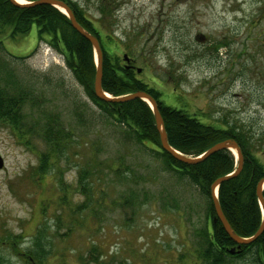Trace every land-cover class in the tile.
I'll list each match as a JSON object with an SVG mask.
<instances>
[{
    "label": "rangeland",
    "instance_id": "374dc122",
    "mask_svg": "<svg viewBox=\"0 0 264 264\" xmlns=\"http://www.w3.org/2000/svg\"><path fill=\"white\" fill-rule=\"evenodd\" d=\"M76 1L95 19L99 0ZM104 1L111 2L108 31L120 62L124 51L136 59L139 77L166 105L204 111L200 119L237 121L264 145V0ZM0 41V78L13 74V92L24 96L23 120L56 115L74 137L69 154L53 158L56 173L72 185L69 201L57 202L63 190L35 171L44 143L26 124L29 148L0 118V264H27L22 254L34 247L37 229L48 249L44 264H201L211 222L199 186L156 151L128 140L63 56L37 38L34 24ZM85 162L93 171L91 198L75 188ZM119 167H126L121 175ZM250 261L242 255L228 264Z\"/></svg>",
    "mask_w": 264,
    "mask_h": 264
},
{
    "label": "trees",
    "instance_id": "16d2710c",
    "mask_svg": "<svg viewBox=\"0 0 264 264\" xmlns=\"http://www.w3.org/2000/svg\"><path fill=\"white\" fill-rule=\"evenodd\" d=\"M63 1L70 7L77 21L90 33L95 34L99 40L102 52V89L112 96L137 90L148 92L157 103L163 118L167 140L172 147L186 155L197 156L217 141L232 138L237 142L243 155L242 169L236 176L221 182L217 190V198L233 230L240 236L252 235L262 217L256 196V184L260 178L264 177V163L260 159L264 154V145L254 139L255 134L252 129L246 128L237 121L232 122L227 117L214 120H209L207 117L200 119L199 117L205 115L204 111L188 112L184 108L166 105L161 99V92L139 77L137 68L134 71L122 66L118 55L119 43L108 31L111 2L108 5L104 0H99L98 13L95 16L92 14L95 18L93 19L78 1ZM33 24L36 26L37 38L44 40L63 56L65 65L82 85L86 94L124 128L128 140L134 139L150 150L156 151L164 157L168 167L190 178L206 195L208 198L206 210L211 226L210 230L203 233L205 244L198 251L201 264H228L234 257L242 255L249 256L250 263L264 261V231L254 241L240 246L242 254L229 253L228 249L235 247L236 244L229 238L220 220L214 216L210 185L217 177L231 173L235 169L234 154L229 149H221L195 164L175 159L162 149L152 110L144 100L133 98L115 102L95 96L93 80L96 63L93 47L71 26L65 13L49 4L19 5L11 0H0V35L15 38L26 34ZM124 53L127 52L122 53V60ZM3 77L0 78L5 83H0V118L10 124L12 129H17L18 136L29 148L34 146L29 140L31 133H25L23 127L28 124L31 132L37 134L38 140L44 143V147L37 152L38 164L35 171L42 174V177L49 174L54 184L58 185V189L63 190L56 201L63 202L66 198L65 203H67L69 201L67 187L72 185L64 181L60 170L59 174L56 173L53 158L60 159L61 155L69 154L67 149L74 141L72 132L64 127L61 120L58 121L54 117L56 115L46 112L41 117L34 115L31 120H23L20 103L24 96L18 95V90L16 93L13 92L14 86L10 84H14V81L10 71L5 72ZM74 152L72 155L78 153L75 150ZM89 164L85 162L78 168L75 188L91 198L89 180L93 171L89 169ZM125 168L122 170L119 167L115 172L121 175L125 172ZM131 177L133 175L129 172V178ZM57 218L59 222L61 216ZM39 226L40 224L37 228ZM37 232L33 239L34 247L22 254L27 264H44L45 262L42 256L48 250L45 246L46 241L42 239L41 230L37 229ZM92 258L96 260L95 257Z\"/></svg>",
    "mask_w": 264,
    "mask_h": 264
},
{
    "label": "water",
    "instance_id": "95a60500",
    "mask_svg": "<svg viewBox=\"0 0 264 264\" xmlns=\"http://www.w3.org/2000/svg\"><path fill=\"white\" fill-rule=\"evenodd\" d=\"M15 4L19 5H37V4H49L57 7L59 10H61L63 13L66 14L68 17L71 26L84 38H86L92 45L95 53V62H96V68H95V74H94V80H93V92L96 97L102 99V100H108V101H115V102H121L126 101L133 98H141L145 102L148 103L150 106L153 116H154V122L156 129L159 134V140L162 149H164L166 152H168L172 157L175 159H178L184 163L188 164H195L202 159L206 158L210 154L219 151L221 149H229V150H235L237 163L234 171L232 173H228L225 175H221L217 177L210 185V195L213 203V207L215 210L216 217L220 220L225 232L229 236V238L236 244L235 247L239 248L242 244H249L250 242L254 241L263 231H264V197H263V190H264V177H262L256 184V196L258 199V202L260 204V207L262 209V218L260 221V224L256 231L250 235V236H240L237 234L231 225L229 224L228 220L224 216L218 198H217V190L221 182L224 180H227L231 177L236 176L242 169L243 166V155L241 153L240 147L238 146L237 142L232 138L223 139L220 141L215 142L210 147H208L204 153L197 156H190L186 155L179 150L172 147L168 140H167V134L164 128V122L163 118L161 116V113L158 109L157 103L155 99L146 91L144 90H137L133 92H129L127 94L119 95V96H111L109 93L105 92L102 89V52L99 45V40L96 37L95 34L90 33L88 30H86L75 18L72 10L67 5L66 2L63 0H33V1H26L24 3L18 1V0H11ZM123 59H128V56L126 53L123 54ZM140 71V68H137V72ZM4 166V160L2 155L0 154V169H2ZM235 247H232L228 249L229 253L235 252Z\"/></svg>",
    "mask_w": 264,
    "mask_h": 264
},
{
    "label": "flooded vegetation",
    "instance_id": "af4514ba",
    "mask_svg": "<svg viewBox=\"0 0 264 264\" xmlns=\"http://www.w3.org/2000/svg\"><path fill=\"white\" fill-rule=\"evenodd\" d=\"M128 56V59H123L121 64L122 66L125 68V69H128V70H134L136 71V68H137V65H136V61L134 60L133 57H131L129 54H127ZM141 71V70H140ZM235 252L234 254H242V248H235ZM254 264H264V261H261V262H257V263H254Z\"/></svg>",
    "mask_w": 264,
    "mask_h": 264
},
{
    "label": "bare ground",
    "instance_id": "6f19581e",
    "mask_svg": "<svg viewBox=\"0 0 264 264\" xmlns=\"http://www.w3.org/2000/svg\"><path fill=\"white\" fill-rule=\"evenodd\" d=\"M18 1H20V2H22V3L26 2V0H18ZM260 179H261V178H260ZM260 179H259V180H260ZM259 180H258V181H259ZM258 181H257V182H258ZM220 207H221V206H220ZM221 210H222V209H221ZM214 211H215V210H214ZM260 211H261V215H262V209H261V208H260ZM222 212H223V211H222ZM223 214H224V213H223ZM214 216H215V218H217L215 214H214ZM224 216H225V215H224ZM217 219H218V218H217Z\"/></svg>",
    "mask_w": 264,
    "mask_h": 264
}]
</instances>
